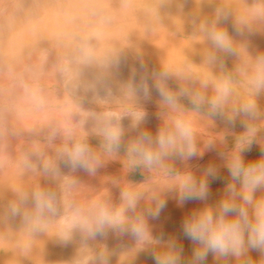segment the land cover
Instances as JSON below:
<instances>
[{
    "label": "rangeland",
    "instance_id": "obj_1",
    "mask_svg": "<svg viewBox=\"0 0 264 264\" xmlns=\"http://www.w3.org/2000/svg\"><path fill=\"white\" fill-rule=\"evenodd\" d=\"M213 24L228 32L235 54L217 50L212 45L205 29ZM74 30L79 33L84 30L83 35L79 34L80 40H75L77 43L87 39L93 43L89 48H94L92 50L96 52L90 49V53L87 46L86 49L82 46L85 52L89 51L86 55L92 58L93 54L95 57L97 50H100V59L90 60L88 56L85 65L83 61H78V57L85 59L84 56H87L75 57L77 48L76 52L70 53L57 48L56 45L61 46L59 42L62 39L74 36ZM70 31L69 36L60 34H69ZM242 33H249L253 44L250 45V57L246 61L238 57L239 50L247 52L246 46L239 41ZM56 35L62 37L57 36L58 40ZM46 37L47 44L41 40ZM50 39L58 42H55L56 48L51 49L53 46L48 44ZM33 40L34 43L31 42ZM19 43L24 46L22 49H19ZM10 46L12 50L8 52L1 50H7ZM117 49L120 51L117 52ZM0 50V218L5 220L2 223L0 220V245L9 249L7 253L0 249V264H100V253H104L107 260L113 259L107 264H119L120 260L122 264H154L151 256L141 251V244L130 235L121 234L118 229H107L104 235L91 238L79 227L68 230L62 223L65 217L71 219L77 207L85 214H89V209L97 203L119 210L125 206L122 198L125 191L141 194L136 208L126 210L127 221L131 223L137 217H143L154 236L163 233L166 238L174 237L177 244L183 247V259L187 261L192 256L194 245L183 236L182 221L192 210L203 207L205 203L214 205L221 198L229 179L219 154L222 153L225 158L231 157L238 142H246L249 138L245 127L249 125L255 129V134L250 137L251 151L243 153L244 159L249 162L264 157V93L254 97L259 109L257 118L241 116L236 118L235 124L228 122L235 110L250 99L240 96L253 95L248 81L255 70L256 57L264 54V0H0ZM80 51L79 55L85 54ZM109 53H115V56ZM212 56L214 60L210 59ZM242 63L248 64L245 69L247 74L238 72ZM165 72L167 76L162 77L161 74ZM104 78L109 81L103 82ZM111 78H117L121 85L118 81L110 82ZM224 79L231 81V94L220 114H212L207 103L197 108L193 99L197 96H203L206 100L212 98L215 85ZM142 80H146L151 88L149 99L142 94L129 93L128 85L139 84ZM156 83L162 84L176 96L175 109L162 102L152 87ZM138 112L145 113L146 118L139 129H133L131 125ZM108 113L114 114L113 124H119L125 130L120 148L112 152L106 150L104 139L97 131L100 126L98 117ZM178 117L191 121L200 149H204L209 142L214 148L205 151L202 158L190 161L169 158L165 163L177 172L191 171L197 177L213 163L219 166L221 177L210 180L207 201H190L183 206L178 205L173 192L177 183L175 175L159 167L149 170L134 165L127 151L128 144L138 135V131L147 130L155 135L158 129L171 128ZM76 142L87 144L93 156L100 161L94 172L72 168L66 163L64 149ZM37 188L56 194L59 211L56 217H51L55 228L49 218L46 220V224L53 229L49 238L60 241L61 238L65 239L67 233V245L62 239V245L54 243L55 240L48 244L51 239L49 241L43 234H46L47 228L49 230V225L43 228V232L39 231L43 235L40 236L39 232L37 234L30 230L22 217L12 219L7 213V206L17 199V190L31 193ZM157 199L167 201L159 221L148 214V210L156 206ZM27 207L31 210V204ZM163 215L166 216L163 218ZM56 222L62 227L61 230L57 229L65 234L59 232L58 236ZM10 231L15 234H10ZM15 235L17 238H13L18 243L11 238ZM29 235H34V239L28 238L30 242L26 238ZM41 237L44 239H39ZM44 244H47L46 247ZM254 252H250V256L259 261L261 254ZM212 259V255H209L206 264H218ZM229 264L235 262L230 261Z\"/></svg>",
    "mask_w": 264,
    "mask_h": 264
},
{
    "label": "clouds",
    "instance_id": "obj_2",
    "mask_svg": "<svg viewBox=\"0 0 264 264\" xmlns=\"http://www.w3.org/2000/svg\"><path fill=\"white\" fill-rule=\"evenodd\" d=\"M220 17L218 16V20ZM207 38L220 51L235 54L232 38L226 30L217 28L213 24L205 29ZM210 59H215L214 56ZM166 77L167 73H162ZM249 88L253 98L244 102L235 110V114L228 118L230 124H235L237 117L255 119L259 109L254 97L264 93V54L255 59V70L249 77ZM165 105L175 109L177 98L160 84L153 85ZM129 93L142 94L144 98L151 97V88L146 80L139 84H129ZM27 91V87H26ZM231 94V81L224 79L215 85V95L210 99L197 96L193 103L199 108L207 103L212 114H220L224 104ZM114 114L108 113L98 117L100 126L98 135L104 139L107 151L118 150L121 146L125 130L119 124H113ZM146 118L145 113L138 112L131 125L139 129V125ZM118 119V118H117ZM243 122V121H242ZM246 142H238L235 153L228 158L219 154L223 160V167L227 169L229 179L222 190L221 198L214 204L205 203L203 207L194 209L182 221L183 236L193 245L192 256L183 259V247L178 245L174 237H165L161 233L154 236L143 217H137L135 222H128L126 210H134L141 197L140 193L125 191L122 198L125 206L113 210L103 203H97L85 214L80 208H74L71 219L62 220L64 226L71 230L79 227L89 237L104 235L107 229H118L121 234L130 235L143 247L141 251L151 256L154 264H206L209 255L218 264H264V157L246 162L243 153L251 151L255 129L245 125ZM55 136V131H53ZM211 142L200 149L194 136L191 121L178 117L169 129H158L152 132L138 131V135L130 141L127 147L128 155L134 165L146 169L163 168L168 174L175 175L177 183L173 192L179 206L190 201H207L210 180L221 179L218 165L210 163L204 168L199 177L191 171L177 172L166 164L169 158L179 161H190L202 158L205 151L213 150ZM66 163L72 168H81L87 172H94L100 161L92 154L90 147L82 142L74 143L64 149ZM261 193L257 195V193ZM17 199L8 206V213L12 217H22L32 232L41 231L46 226V220L58 214L56 194L40 188L28 193L17 190ZM165 199H157L156 206L148 210L152 219H158L161 211L166 207ZM31 204V210L27 207ZM68 239V234H65ZM261 254L259 261L250 256V252ZM100 264H107L104 253L98 256Z\"/></svg>",
    "mask_w": 264,
    "mask_h": 264
},
{
    "label": "bare ground",
    "instance_id": "obj_3",
    "mask_svg": "<svg viewBox=\"0 0 264 264\" xmlns=\"http://www.w3.org/2000/svg\"><path fill=\"white\" fill-rule=\"evenodd\" d=\"M74 31H75V30H74ZM80 31H81V30H80ZM83 31H84V30H82V32H81L82 35H83ZM75 32H76V33H73V34H72V36L74 35L73 37H68V38H66V39H62V41L59 42V44H60L61 46L56 45V43H58V42H56V40H55L56 43L54 42V39H55V38H54L53 40L50 39V40H49L50 42H48V44H50L51 46H53V47H51V49L54 48V47L56 48V46H57V48H61L62 50L64 49V50L67 51V52L69 51V53H70V51H73V52H74V51L76 50V48H77L76 51L79 52L80 50H82V53L84 52L85 54H83V55H79L78 52H77V53H74V54H75V57H77L76 55H78V56H84V55H86V53H88V52L90 51V49H91V50L94 49V48H89V47H91L90 44H93V43H91L90 41H87V40H88L87 37H86L87 40H86L85 38H83V39L86 40V41H81V43H80V42L77 43L75 40H80L81 35H79V34H81V33H79L78 31H75ZM70 33H72V32L70 31L69 34H68V32H64V33H60V34H61V35H62V34H63V35H66V34H67V36H69ZM77 33H78V34H77ZM61 35H56V38L59 40V38L62 37ZM57 36H59V38H58ZM67 36H65V37H67ZM53 37H54V36H53ZM65 37L63 36V38H65ZM82 37H84V36H82ZM49 38H50V37H49ZM70 38H71V40H70ZM77 38H78V39H77ZM92 39H94V38H92ZM96 39H97V38H95V40H96ZM41 40H42L43 42H45V40L48 41V38L46 37V38H44V40H43V39H41ZM41 40H40V41H41ZM72 40H73L74 42H72ZM89 40H91V39L89 38ZM95 40H94V41H95ZM17 41H18V40H17ZM47 41H46V42H47ZM94 41H93V42H94ZM18 42H20V41H18ZM18 42H17V43H18ZM28 42H29V40H28ZM31 42L34 43V40L31 41ZM46 42H45V43H46ZM75 42H76V44H74ZM95 42H96V41H95ZM26 43H27V42H26ZM32 43H31V45H32ZM45 43H44V44H45ZM98 43H99V41H98ZM102 43H103V42H102ZM102 43H100V44H102ZM114 43H115V42H114ZM15 44H16V42H15ZM27 44H28V43H27ZM40 44H41V43H40ZM42 44H43V43H42ZM46 44H47V43H46ZM53 44H54V45H53ZM94 44H95V43H94ZM17 45H18V46L20 45V46H19V49H22V47H24V46H22V44H20V43L17 44ZM25 45H26V44H25ZM55 45H56V46H55ZM88 45H90V46H88ZM107 45H110V44H107ZM107 45H106V46H107ZM125 45H126V44H125ZM125 45H124V46H125ZM18 46H17V47H18ZM82 46H85V49L88 47L87 49H88L89 51H88V52H87V51L85 52L84 49H83L84 47H82ZM86 46H87V47H86ZM114 46H115V45H114ZM128 46H129V45H128ZM14 47H15V45L12 46V48H14ZM17 47H16V48H17ZM25 47H28V46H25ZM42 47H43V46H42ZM44 47H45V45H44ZM47 47H49V45H47ZM78 47H79L80 49H79ZM101 47H102V46H101ZM107 47H108V46H107ZM109 47H112V46H109ZM115 47H116V46H115ZM121 47H123V46H121ZM125 47H126V46H125ZM125 47H124V48H125ZM3 48H4V47H3ZM6 48H7V47H6ZM8 48H9V49H7V50H6L5 48H4V49H1V50H2V51L5 50V51H7V52H8L9 50H12L11 46L8 47ZM10 48H11V49H10ZM36 48H37V47H36ZM104 48H105V47H104ZM119 48H120V47H119ZM127 48H129V47H127ZM130 48H131V47H130ZM25 49H26V48H25ZM27 49H28V48H27ZM32 49H33V48H32ZM32 49H31V50H32ZM34 49H35V47H34ZM78 49H79V50H78ZM96 49H97V48H96ZM113 49H115V48H113ZM113 49H112V50H113ZM121 49H122V48H120V50H121ZM262 49H263V48H262ZM1 50H0V51H1ZM13 50H15V49H13ZM48 50H49V49H48ZM64 50H63V51H64ZM94 50H95V49H94ZM107 50H109V49H107ZM115 50H116V49H115ZM117 50H118V49H117ZM120 50H118L117 52H119ZM123 50H125V49H123ZM15 51H16V50H15ZM23 51H24V50H23ZM26 51H28V50H26ZM26 51H25V52H26ZM50 51H51V50H50ZM63 51H60V53L63 52ZM76 51H75V52H76ZM92 51H93V50H92ZM92 51H90V53H92ZM99 51H100V50H99ZM99 51L97 50L98 54H99ZM113 51H114V50H113ZM125 51H126V50H125ZM19 52H22V50L19 51ZM29 52H30V50H29ZM58 52H59V51H58ZM73 52H72V54H73ZM80 52H81V51H80ZM80 52H79V53H80ZM93 52H96V51H93ZM104 52H106V51H104ZM111 52H112V51H111ZM121 52H122V51H121ZM15 53H16V52H15ZM23 53H24V52H23ZM50 53H51V52H50ZM100 53H101V52H100ZM4 54H5V53H4ZM18 54H19V53H17L16 55H18ZM56 54H58V53H56ZM56 54H55V56H56ZM74 54H73V55H74ZM80 54H81V53H80ZM98 54H96L97 56L95 55V57H94L93 54H92L91 56H92V58H98V59H100ZM102 54H103V52H102ZM104 54H106V53H104ZM112 54H113V53H112ZM112 54L109 53V55H112ZM120 54H121V53H120ZM128 54H129V53H128ZM132 54H133V53H132ZM2 55H3V53H2ZM21 55H22V54H21ZM70 55H71V54H70ZM106 55H107V54H106ZM113 55L115 56V53H114ZM125 55H126V54H125ZM25 56H26V54H25ZM86 56H87V57H88V56L90 57L89 54L86 55ZM107 56H108V55H107ZM121 56H123V54H122ZM0 57H1V56H0ZM23 57H24V56H23ZM26 57H27V56H26ZM58 57H59V56H58ZM72 57H73V56H72ZM87 57L84 56L85 59H83V57H80V58L78 57V61H83V62H84V61H88V60H89V57H88V58H87ZM11 58H12V57H11ZM66 58H67V57H66ZM92 58L90 57V60H92ZM104 58H105V57H104ZM138 58H139V57H138ZM7 59H10V58H7ZM69 59H70V58H69ZM114 59H115V58H114ZM119 59H120V58H119ZM125 59H128V58H125ZM1 60H2V59H1ZM13 60H14V59H13ZM13 60H12V61H13ZM74 60H75V59H74ZM94 60H95V59H94ZM94 60H93V61H94ZM103 60H104V59H103ZM116 60H118V59H116ZM138 60H139V59H138ZM5 61H6V59H5ZM12 61H11V62H12ZM14 61H15V60H14ZM14 61H13V63H14ZM97 61H98V60H97ZM9 62H10V61H9ZM15 62H16V61H15ZM69 62H70V61H69ZM83 62H82V63H83ZM99 62H101V61H99ZM99 62H98V63H99ZM106 62H107V61H106ZM108 62H109V61H108ZM110 62L112 63V61H110ZM135 62H137V61H135ZM138 62H139V61H138ZM4 63H5V62H3V64H4ZM76 63H77V61H76ZM79 63H80V62H79ZM84 63H85V62H84ZM123 63H124V62H123ZM3 64H2V65H3ZM69 64H70V63H69ZM86 64H87V62L85 63V65H86ZM101 64H102V63H101ZM103 64H104V63H103ZM103 64H102V65H103ZM112 64H113V63H112ZM127 64H129V63H127ZM132 64H133V63H132ZM14 65H15V64H14ZM14 65H13V66H14ZM67 65H68V64H67ZM85 65H84V66H85ZM98 65H99V64H98ZM3 66H4V65H3ZM9 66H11V65H8V67H9ZM72 66H73V65H72ZM82 66H83V65H82ZM84 66H83V67H84ZM108 66H109V65H108ZM130 66H132V65H130ZM4 67H6V66H4ZM80 67H81V66H80ZM115 67H116V66H115ZM145 67H146V66H145ZM11 68H12V67H11ZM110 68H111V67H110ZM119 68H120V66H119ZM122 68H123V67H122ZM71 69H72V67H71ZM76 69H77V68H76ZM76 69H75V70H76ZM82 69H83V68H82ZM84 69H85V68H84ZM102 69H103V68H102ZM107 69H108V68H107ZM107 69H106V70H107ZM111 69H112V68H111ZM133 69H134V68H133ZM137 69H138V68H137ZM77 70H78V69H77ZM86 70H87V69H86ZM86 70H84V71H86ZM92 70H93V69H92ZM123 70H125V69H123ZM129 70H130V69H129ZM67 71H69V70H67ZM70 71H71V70H70ZM80 71H81V69H80ZM87 71H88V70H87ZM103 71H105V69H104ZM109 71H110V70H109ZM109 71H107V75H108V72H109ZM88 72H89V71H88ZM110 72H111V71H110ZM85 73H86V72H85ZM90 73H91V72H90ZM95 73H97V72H95ZM95 73H93V74L95 75ZM74 74H75V72H74ZM77 74H78V73H77ZM78 75H79V74H78ZM114 75H115V74H114ZM114 75H113V76H114ZM75 76H77V75H75ZM105 76H106V73H105ZM105 76H104V77H105ZM117 76H118V75H117ZM78 77H79V76H78ZM78 77H76V78H78ZM95 77H96V76H95ZM118 77H119V76H118ZM139 77H140V76H139ZM79 78H80V77H79ZM97 78H98V77H97ZM99 78H100V76H99ZM106 79H110V78L106 77ZM106 79H105V78L102 79L103 82H105L104 80H106ZM111 79H112V80H111L110 82H114V83H115L116 81H118V80H116L117 78H111ZM113 79H114V80H113ZM124 79H126V78L124 77ZM81 80H82V79H81ZM88 80H89V79H88ZM91 80H92V79H91ZM128 80H129V79H128ZM128 80H127V81H128ZM134 80H136V79H134ZM100 81H101V78H100ZM107 81H109V80H106V82H107ZM122 81H123V80H122ZM127 81H126V82H127ZM139 81H140V80H139ZM139 81H138V82H139ZM88 82H89V81H88ZM106 82H105V83H106ZM118 82H119L120 85H121V82H120V81H118ZM135 82H136V81H135ZM97 83H98V82H97ZM119 83H118V84H119ZM127 83H128V82H127ZM127 83H126V84H127ZM129 83H130V81H129ZM98 84H100V83H98ZM84 85H85V84H84ZM101 85H102V84H101ZM110 85H111V84H110ZM112 86H113V84H112ZM121 87H122V86H121ZM78 88H79V87H78ZM90 88H91V87H90ZM115 88H117V87H115ZM119 88H120V87H119ZM119 88H118V89H119ZM92 89H93V88H91V90H92ZM120 89H121V88H120ZM109 90H110V89H109ZM122 90H123V89H122ZM79 93H80V92H79ZM90 93H91V92H90ZM123 94H124V93H123ZM91 96H92V95H91ZM107 100H108V99H107ZM91 124H94V123H91ZM97 124H98V123H97ZM46 170H47V169H46ZM42 171H43V170H42ZM40 172H41V171H40ZM44 172H45V170H44ZM21 173H22V172H21ZM22 174H23V173H22ZM35 174H36V173H35ZM36 175H37V174H36ZM20 177H21V176H20ZM27 179H28V178H27ZM17 180H18V179H17ZM41 180H42V179H41ZM26 183H27V182H26ZM28 184H29V182H28ZM22 185H23V184H22ZM38 185H39V184H38ZM1 188H2V187H1ZM4 188H6V187H4ZM6 189H7V188H6ZM19 190H22V189H19ZM4 191H5V190H4ZM25 191H26V190H25ZM5 192H6V191H5ZM11 192H12V191H11ZM15 192H16V191H15ZM117 193H118V192H117ZM8 194H9V193H8ZM14 198H15V197H14ZM10 203H11V202H10ZM8 204H9V203H8ZM4 206H5V205H4ZM7 207H8V206H7ZM30 208H31V207H30ZM2 209H3V208H2ZM7 213H8V212H7ZM1 214L3 215V213H1ZM184 215H185V214H184ZM9 216H10V215H9ZM164 216H166V215H163V218H164ZM20 218H21V217H17V219H20ZM3 219H4V218H3ZM5 219H6V218H5ZM12 219H13V217H12ZM14 219H16V217H15ZM49 219L51 220V219H53V218H49ZM0 220H1V218H0ZM7 220H8L10 223H12V221H10L9 219H7ZM53 220H54V219H53ZM173 220H174V219H173ZM180 220H181V219H180ZM2 221H5V220H1V223H2ZM47 221H48V220H47ZM47 221H46V222H47ZM158 221H159V219H158ZM170 221H171V220H170ZM52 222H53V223H52ZM3 223H6V222H3ZM13 223H14V222H13ZM17 223H18V222H17ZM56 223H57V222H56ZM150 223H151V222H150ZM150 223H149V224H150ZM154 223H156V222H154ZM160 223H161V222H160ZM15 224H16V223H15ZM15 224H13V225H15ZM24 224H25V223H24ZM50 224H52L53 227L55 228V225H56V224H54V221L51 220V223H50ZM3 225H4V224H3ZM46 225H49V224H46ZM152 225H153V224H152ZM5 226H6V225H5ZM50 226H51V225H49V230H47L48 228L46 229V231H45L46 234H43V235H45L46 239H48V238L52 235V234H50V230L53 231V229H52V227H50ZM174 226H175V225H174ZM177 226H178V225H177ZM14 227H15V226H14ZM19 227H20V226H19ZM28 227H29V226H28ZM57 227H58V229H60V230H61V228H62L61 226H60V227L58 226V223H57L56 229H57ZM151 227H152V226H151ZM8 228H9V227H7L6 229H8ZM12 228H13V227H12ZM12 228H9V229H12ZM24 228H25V227H24ZM44 228H45V227H44ZM50 228H51V229H50ZM152 228H153V227H152ZM154 228H155V226H154ZM173 228H174V227H173ZM3 229H5V228H3ZM3 229H2V230H3ZM14 229H15V228H14ZM16 229H18V228H16ZM58 229H57V230H58ZM164 229H165V228H164ZM27 230H28V229H27ZM42 230H43V229H42ZM42 230H41V231H42ZM60 230H58L56 233L61 232ZM71 230H72V229H71ZM6 231H7V230H5L4 232H6ZM22 231L24 232L23 229H22ZM43 231H44V230H43ZM43 231H42V232H43ZM66 231H67V230H66ZM74 231H75V230H74ZM164 231H165V230H164ZM177 231H178V230H177ZM4 232H2V233L4 234ZM10 232H11V231H10ZM20 232H21V231H20ZM25 232L27 233V231H25ZM30 232H31V231H30ZM38 232H39V231H38ZM38 232H37V234H38ZM42 232H41V233H42ZM155 232H156V231H155ZM8 233H9V232H8ZM39 233H40V232H39ZM41 233H40V236H43V235H41ZM56 233H55V234H56ZM62 233L65 234L63 231L61 232V234H62ZM84 233H85V232H84ZM10 234H12V232H11ZM13 234H15V232H14ZM13 234H12V235H13ZM29 234H30V233H29ZM31 234H32V233H31ZM31 234H30V235H31ZM49 234H50V236H49ZM73 234H74V233H73ZM75 234H76V233H75ZM22 235H23V234H22ZM24 235H25V234H24ZM30 235H29L28 237H26L27 240H28V238L31 239V238H33L32 236H34V235H32V236H30ZM56 235H57V234H56ZM76 235H77V234H76ZM4 236H5V235H4ZM9 236H10V235H9ZM16 236H17V235H15V236H11V238L16 237ZM19 236H21V235L18 234V237H19ZM35 236H36V235H35ZM58 236H60V233L58 234ZM5 237H6V236H5ZM5 237H4V238H5ZM23 237H24V236H23ZM30 237H31V238H30ZM36 237H37V236H36ZM53 237H54V236H53ZM55 237H56V236H55ZM119 237L122 238V236H119ZM127 237H128V236H127ZM16 238H17V237H16ZM19 238H21V237H19ZM26 238H25V239H26ZM42 238H43V237H41V238H39V239H42ZM56 238H57V237H56ZM60 238H61V237H60ZM91 238H92V237H91ZM109 238H110V237H109ZM13 239H14V238H13ZM33 239H34V238H33ZM33 239H32V240H33ZM43 239H44V238H43ZM50 239H51V238H49L48 240L50 241ZM58 239H59V238H58ZM61 239H62L63 241L68 240V239H63V238H61ZM61 239H60V241H59V240L57 241V240L54 239V240H55L54 243H56V244H58V245H59V244L62 245V244H63V241H61ZM73 239H74V238H73ZM77 239H79V238H77ZM81 239H82V238H81ZM8 240H9V238H8ZM10 240H11V239H10ZM10 240H9V241H10ZM14 240H15V241H13V240H11V241L16 242V239H14ZM18 240H19V239H18ZM18 240H17V241H18ZM48 240H47V241H48ZM54 240L51 239V241H50L48 244H50V243H51L52 241H54ZM87 240H88V239H87ZM91 240H92V239H91ZM28 241H29V240H28ZM33 241H35V240H33ZM36 241H39V240L36 239ZM56 241H57V242H56ZM70 241H71V240L68 241V244H69ZM76 241H77V240H76ZM125 241H126V240H125ZM5 242H6V241H5ZM5 242H4V243H5ZM25 242H26V240H25ZM29 242H30V241H29ZM16 243H18V242H16ZM27 243H28V242H27ZM33 243H34V242H32V244H33ZM65 243H66V245H67V242H66V241H65ZM65 243H64V244H65ZM87 243H89V242L87 241ZM187 243H188V242H187ZM29 244H30V243H29ZM34 244H36V243H34ZM75 244H76V243H75ZM90 244H92V243H90ZM97 244H98V243H97ZM99 244H100V243H99ZM107 244H108V243H107ZM113 244H114V243H113ZM125 244H126V243H125ZM129 244H130V243H129ZM132 244H133V243H132ZM184 244H185V243H184ZM44 245H45V247H46L47 244H44ZM80 245H81V244H80ZM86 245H87V244H86ZM190 245H192V244H190ZM16 246H17V245H16ZM36 246L38 247L37 244H36ZM68 246H69V245H68ZM74 246H75V245H74ZM83 246H85V245H83ZM90 246H91V245H90ZM27 247H28V246H27ZM81 247H82V245H81ZM85 247H86V246H85ZM93 247H94V246H93ZM70 248H71V247H70ZM90 248H92V247H90ZM107 248H108V247H107ZM111 248H112V247H111ZM188 248H189V247H188ZM0 249H3V252L5 251L6 253H7V251H9V249H7V248H6L5 246H3V245H0ZM50 249H51V248H50ZM87 249H88V248H87ZM99 249H100V248H99ZM116 249H117V248H116ZM42 250H43V249H42ZM53 250H54V248H53ZM55 250H56V248H55ZM59 250H60V249H59ZM61 250L63 251V249H61ZM67 250H68V249H66V251H67ZM90 250H91V249H90ZM112 250H113V249H112ZM134 250H135V249H134ZM62 251L60 252V254L62 253ZM64 251H65V250H64ZM68 251H69V250H68ZM83 251H84V250L82 249V252H83ZM117 251H119V250H117ZM130 251H131V250H130ZM0 252H1V251H0ZM103 252H104V251H103ZM111 252H112V251H111ZM74 253H75V252H74ZM80 253H81V252H80ZM96 253H97V252H96ZM98 253H100V252H98ZM254 253H256V252H254ZM58 254H59V253H58ZM72 254H73V253H72ZM72 254H71V255H72ZM84 254H85V253H84ZM84 254H82V255H84ZM135 254H136V253H135ZM135 254H134V255H135ZM141 254H142V253H141ZM56 255H57V254H56ZM82 255H81V256H82ZM85 255H86V254H85ZM93 255H94V254H93ZM105 256H106V255H105ZM113 256H114V255H113ZM140 256H141V255H140ZM63 257H64V256H63ZM66 257H69V256L66 255ZM72 257H73V256H72ZM78 257H80V256H78ZM83 257H85V256H83ZM88 257H89V256H88ZM92 257H93V256H92ZM96 257H97V256H96ZM74 258H77V257H74ZM126 258H127V257H126ZM130 258H131V256H130ZM136 258H137V257H136ZM138 258H139V257H138ZM142 258H143V257H142ZM253 258H254V257H253ZM72 259H73V258H72ZM79 259H80V258H79ZM60 260H61V259H60ZM114 260H117V259H114ZM123 260H124V259H123ZM143 260H144V259H143ZM150 260H151V259H150ZM212 260H213V259H212ZM79 261H81V260H79ZM83 261H85V260H83ZM97 261H98V260H97ZM107 261H111V262H112L113 259H111V260L108 259ZM117 261H118V260H117ZM117 261H116V262H117ZM148 261H149V260H148ZM215 262H217V261H215ZM76 263H77V262H76ZM107 263H110V262H107ZM125 263H126V262H125ZM149 263H150V262H149ZM69 264H70V263H69ZM85 264H86V263H85ZM117 264H118V262H117ZM119 264H122L121 260H120ZM129 264H130V263H129Z\"/></svg>",
    "mask_w": 264,
    "mask_h": 264
},
{
    "label": "crops",
    "instance_id": "obj_4",
    "mask_svg": "<svg viewBox=\"0 0 264 264\" xmlns=\"http://www.w3.org/2000/svg\"><path fill=\"white\" fill-rule=\"evenodd\" d=\"M239 41H240V43L241 44H244V46H246V48H245V50L247 51V52H241L240 50H239V53H238V57L241 59V60H244V61H246V60H248L249 59V57H250V45H253V44H251L252 43V40H251V38H250V34L248 33V34H240L239 35ZM243 50V49H242ZM247 66H246V65ZM248 67V64L247 63H242V65L240 64V68H239V70H238V72L239 73H241V74H247L246 72V68ZM238 93H240L239 91H237ZM242 94V93H241ZM240 97H248V98H252L253 97V95H246V96H240Z\"/></svg>",
    "mask_w": 264,
    "mask_h": 264
}]
</instances>
